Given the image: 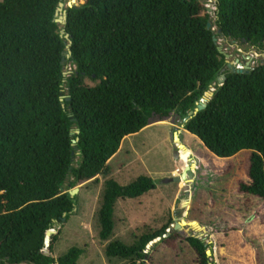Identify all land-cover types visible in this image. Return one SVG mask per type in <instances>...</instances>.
<instances>
[{
  "label": "trees",
  "instance_id": "1",
  "mask_svg": "<svg viewBox=\"0 0 264 264\" xmlns=\"http://www.w3.org/2000/svg\"><path fill=\"white\" fill-rule=\"evenodd\" d=\"M65 2H0V264H78L84 249L54 256L61 234L55 226L77 207L70 191L109 178V163L127 137L173 115L183 122L211 89L207 109L182 127L220 159L249 152V182L239 190L264 201V64L249 74L229 68L208 29L205 1L85 0L67 9L64 27L55 16ZM216 7L220 35L264 48V0H216ZM63 29L73 43L66 64ZM155 190L148 176L128 187L107 179L97 214L100 238L114 235L118 201ZM172 225L133 245L110 242L107 259L147 264V247L158 239L176 251L181 236L167 237ZM49 232L55 234L48 247ZM235 236L250 247L239 230L226 240ZM186 241L196 264H214L205 242ZM239 259L232 264H254L255 255Z\"/></svg>",
  "mask_w": 264,
  "mask_h": 264
},
{
  "label": "rangeland",
  "instance_id": "2",
  "mask_svg": "<svg viewBox=\"0 0 264 264\" xmlns=\"http://www.w3.org/2000/svg\"><path fill=\"white\" fill-rule=\"evenodd\" d=\"M69 1L65 2L66 8ZM204 1L211 10L218 45L229 56L226 64L240 69L242 65L246 67L252 57L253 68L263 65L264 48L241 45L222 37L216 27V0ZM84 3L85 0H77L76 5ZM71 70L67 68V75ZM221 79H218V85ZM89 84L93 85L91 82ZM182 125V120L176 115L165 121H155L140 133L127 137L118 154L110 161L112 174L109 178L122 187H128L141 176L152 178L156 185L155 191L139 199L118 201L115 230L110 241L100 238L97 217L109 178L99 176L97 180L76 187L80 190L77 210L69 221L56 225L54 229L61 231L54 248L57 261L72 248H81L85 254L78 264H127L121 260L107 259L106 247L110 242L133 245L144 234L160 230L172 220L174 224L196 222L205 230L201 238L214 264L243 261L239 257L248 254L255 255L254 264H264V201L242 195L239 190L241 183L249 182L251 154L243 152L232 159H220ZM175 134H178L180 143H175ZM189 158L196 161L191 181L166 183L167 179L179 177L185 172ZM187 229L188 234L199 235L193 228ZM236 230L250 243V247L246 248L236 236L226 240L227 234H233ZM178 234L181 236L180 247L176 251L162 245L161 239L151 243L146 250L149 255L147 264H196L197 256L186 241V232Z\"/></svg>",
  "mask_w": 264,
  "mask_h": 264
},
{
  "label": "water",
  "instance_id": "3",
  "mask_svg": "<svg viewBox=\"0 0 264 264\" xmlns=\"http://www.w3.org/2000/svg\"><path fill=\"white\" fill-rule=\"evenodd\" d=\"M77 3V0H70L69 3H68V6L66 8V4L65 3H60L59 5V8L57 9V12H56V16H55V22L58 24V25H61V26H64L66 27L67 23H68V11L67 9L68 8H73V7H76ZM209 11L211 12V10L209 9ZM208 29H212V23H209L208 24ZM213 32L215 33V30H213ZM62 36H65L66 39L69 41V44L67 46V50H68V54H67V58L63 60V64H66L67 62V59H70L71 58V55H72V51H71V46H72V41L70 39V36L69 34L66 33V30L63 29L62 30ZM222 37H224V35L222 34L221 35ZM214 41L215 43H218V39L217 38H214ZM220 52L226 56V58L228 59L229 56H227L226 54H224L221 49L219 48ZM228 62V61H227ZM254 62V59L252 57L249 58V63L246 65V67H243V69H237L234 65L230 66L229 65V68H231L233 70V72L235 73H239V74H249L250 71L253 70V67H252V64ZM238 64H239V61H238ZM241 65V64H239ZM65 76H67V73L64 74ZM226 81V78L223 77L221 79V81H219V84L220 85H223L224 82ZM214 93H215V90L214 89H211V91L207 92L205 95H204V98L202 99V101H200L197 105V108L194 110V111H191L189 113V116L188 118H186L183 123H186L188 122L191 118H193L194 116H196L199 112H202L204 110L207 109V106L209 104V101L212 100V98L214 97ZM62 102H64L65 100L67 101H70V98H65V97H62ZM75 133L77 135L80 134V131L79 130H76ZM174 139H175V143H180V138L178 136V134H175L174 136ZM79 142V139H77L76 141H74V145H76L77 143ZM184 149L185 147L182 146ZM196 161L193 159V158H189L188 160V166L185 170V172L179 176V177H173L171 179H167L166 180V183H187L189 181H191V179L193 178V175L195 173V167H196ZM80 190L79 189H73L70 191V195L74 198L75 196H77L79 194ZM77 210V207L75 208V211ZM74 211V212H75ZM66 217L67 215L64 216L63 218V222L66 221ZM56 224L57 221H54ZM187 228H193V230H196L197 233H199V235L195 236V235H190L188 234V229ZM205 232V230H202L199 226H198V223L196 222H186V221H182V222H176L168 231H167V237L169 236H172L176 233H181L182 232H186V238H197L199 240H203L204 242V239L201 238L203 237V232ZM55 234L54 232L52 233H48V238H47V246L49 247V242H50V237ZM208 255L210 256V253L208 252Z\"/></svg>",
  "mask_w": 264,
  "mask_h": 264
},
{
  "label": "built area",
  "instance_id": "4",
  "mask_svg": "<svg viewBox=\"0 0 264 264\" xmlns=\"http://www.w3.org/2000/svg\"><path fill=\"white\" fill-rule=\"evenodd\" d=\"M241 67H242V68H241ZM241 67H240V69H243L244 66L242 65ZM236 68H237V67H236ZM237 69H238V68H237Z\"/></svg>",
  "mask_w": 264,
  "mask_h": 264
},
{
  "label": "flooded vegetation",
  "instance_id": "5",
  "mask_svg": "<svg viewBox=\"0 0 264 264\" xmlns=\"http://www.w3.org/2000/svg\"><path fill=\"white\" fill-rule=\"evenodd\" d=\"M229 66V65H228ZM186 236V235H185Z\"/></svg>",
  "mask_w": 264,
  "mask_h": 264
},
{
  "label": "bare ground",
  "instance_id": "6",
  "mask_svg": "<svg viewBox=\"0 0 264 264\" xmlns=\"http://www.w3.org/2000/svg\"><path fill=\"white\" fill-rule=\"evenodd\" d=\"M188 206V205H187Z\"/></svg>",
  "mask_w": 264,
  "mask_h": 264
}]
</instances>
